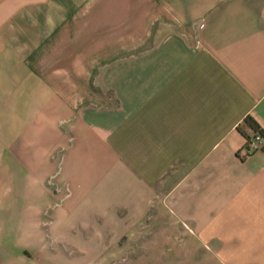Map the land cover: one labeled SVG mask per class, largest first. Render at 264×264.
Masks as SVG:
<instances>
[{"label":"crops","instance_id":"obj_1","mask_svg":"<svg viewBox=\"0 0 264 264\" xmlns=\"http://www.w3.org/2000/svg\"><path fill=\"white\" fill-rule=\"evenodd\" d=\"M251 124L264 0H0V264L56 206L129 264H264Z\"/></svg>","mask_w":264,"mask_h":264},{"label":"rangeland","instance_id":"obj_2","mask_svg":"<svg viewBox=\"0 0 264 264\" xmlns=\"http://www.w3.org/2000/svg\"><path fill=\"white\" fill-rule=\"evenodd\" d=\"M55 208L57 210L60 207L56 206ZM55 211L43 214L46 221L41 230L43 238L41 237L40 240L30 238L31 243L29 244H11L10 242L7 244L6 264H129L127 254L133 251L136 246L126 243L97 244L95 236L97 231L101 232V230H96V228H86L85 230L75 226L63 229L60 227L63 223H58V220L64 218L65 215ZM54 215L57 218L56 228L49 229L48 220L53 219ZM107 215L109 214H105V219ZM74 223L70 222L69 218L66 222V224L73 225ZM89 224L94 225L95 222ZM28 231L30 232V230ZM104 231L108 234H103V236L113 237L111 228L104 229ZM114 231L115 236L119 231L121 238L126 237L128 233L126 228L114 229ZM79 236L87 238L86 243L77 244ZM65 240H68L69 243H64ZM69 254H71L70 259Z\"/></svg>","mask_w":264,"mask_h":264},{"label":"built area","instance_id":"obj_3","mask_svg":"<svg viewBox=\"0 0 264 264\" xmlns=\"http://www.w3.org/2000/svg\"><path fill=\"white\" fill-rule=\"evenodd\" d=\"M264 144V136L261 134V130L257 128L252 130L245 138L243 143V150L245 153H250L254 150L261 148Z\"/></svg>","mask_w":264,"mask_h":264},{"label":"trees","instance_id":"obj_4","mask_svg":"<svg viewBox=\"0 0 264 264\" xmlns=\"http://www.w3.org/2000/svg\"><path fill=\"white\" fill-rule=\"evenodd\" d=\"M251 128H252V130H256L257 129V126L251 124ZM261 134L264 136V133L262 131H261Z\"/></svg>","mask_w":264,"mask_h":264}]
</instances>
